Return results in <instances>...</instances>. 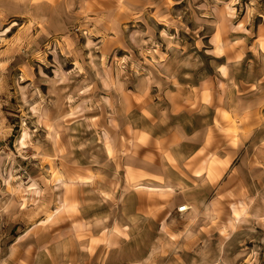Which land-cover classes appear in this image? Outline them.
<instances>
[{"label":"rangeland","instance_id":"374dc122","mask_svg":"<svg viewBox=\"0 0 264 264\" xmlns=\"http://www.w3.org/2000/svg\"><path fill=\"white\" fill-rule=\"evenodd\" d=\"M0 264H264V0H0Z\"/></svg>","mask_w":264,"mask_h":264},{"label":"crops","instance_id":"0c3cea01","mask_svg":"<svg viewBox=\"0 0 264 264\" xmlns=\"http://www.w3.org/2000/svg\"><path fill=\"white\" fill-rule=\"evenodd\" d=\"M200 150V148L199 149H197L196 150V152L198 153V151ZM197 153H191V155L190 156H188V158L187 159H185L184 161H182L181 163H179V159L178 158H174V161H175V163L177 164V165H183L184 166V164L185 163H189L190 161H191V159H193V157L197 154ZM235 163H236V161H235ZM170 168L174 171V172H176L177 173V170H176V168H174L173 166H170ZM142 173L145 175V179H143V181H142V183H144L146 186H143L142 188H148V187H150V186H155V185H157V181L155 180L156 178H163V179H165L166 180V177L164 176V175H160V174H158V173H156V172H144V171H142ZM188 181V180H187ZM188 182H190V181H188ZM191 183V182H190ZM177 188H180V186H178ZM149 189H151V188H149ZM209 191H210V188H209ZM85 219H86V217H84Z\"/></svg>","mask_w":264,"mask_h":264},{"label":"built area","instance_id":"2783aa9c","mask_svg":"<svg viewBox=\"0 0 264 264\" xmlns=\"http://www.w3.org/2000/svg\"><path fill=\"white\" fill-rule=\"evenodd\" d=\"M183 209H184V207H181V208L178 209V211L185 212V211H182Z\"/></svg>","mask_w":264,"mask_h":264},{"label":"bare ground","instance_id":"6f19581e","mask_svg":"<svg viewBox=\"0 0 264 264\" xmlns=\"http://www.w3.org/2000/svg\"><path fill=\"white\" fill-rule=\"evenodd\" d=\"M186 210H188L187 207H185L182 211H186Z\"/></svg>","mask_w":264,"mask_h":264}]
</instances>
